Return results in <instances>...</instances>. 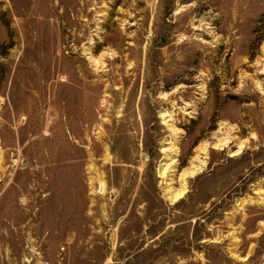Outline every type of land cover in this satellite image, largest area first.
Segmentation results:
<instances>
[{
	"label": "rangeland",
	"instance_id": "obj_1",
	"mask_svg": "<svg viewBox=\"0 0 264 264\" xmlns=\"http://www.w3.org/2000/svg\"><path fill=\"white\" fill-rule=\"evenodd\" d=\"M0 264H264V0H0Z\"/></svg>",
	"mask_w": 264,
	"mask_h": 264
},
{
	"label": "bare ground",
	"instance_id": "obj_2",
	"mask_svg": "<svg viewBox=\"0 0 264 264\" xmlns=\"http://www.w3.org/2000/svg\"><path fill=\"white\" fill-rule=\"evenodd\" d=\"M224 144V143H223ZM163 152H165L166 150H162ZM204 163V162H203ZM203 163H202V165H203ZM201 165V167L200 168H195V170H193L191 173H190V175H194V174H197V173H200L201 172V170H202V167H204V165L202 166ZM159 176L160 177H165V175H166V168H160V170H159ZM186 192L187 191H185L184 189L182 190V191H180V193H178L177 192V194H172V197H170L173 201H176V200H178V199H180L183 195H185L186 194ZM171 200V202H173Z\"/></svg>",
	"mask_w": 264,
	"mask_h": 264
}]
</instances>
